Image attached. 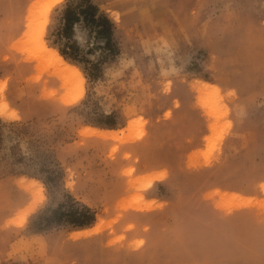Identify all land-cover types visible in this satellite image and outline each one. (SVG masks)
<instances>
[{"label": "rangeland", "instance_id": "374dc122", "mask_svg": "<svg viewBox=\"0 0 264 264\" xmlns=\"http://www.w3.org/2000/svg\"><path fill=\"white\" fill-rule=\"evenodd\" d=\"M33 1L0 0V264H264V0H93L117 52L76 24L82 81ZM66 193L95 220L33 230Z\"/></svg>", "mask_w": 264, "mask_h": 264}, {"label": "trees", "instance_id": "16d2710c", "mask_svg": "<svg viewBox=\"0 0 264 264\" xmlns=\"http://www.w3.org/2000/svg\"><path fill=\"white\" fill-rule=\"evenodd\" d=\"M56 10L58 12L57 23L50 33L51 44L63 58L71 61L84 60L79 46L73 39L76 24L92 26L94 36L101 40L102 45L100 48L104 52L97 61H101V59L117 52L116 46L112 43L114 24L100 11L93 0H64ZM97 61H89L90 70L98 69ZM110 117L107 116L106 118L110 119ZM103 124L112 127L115 121H107ZM55 174H58V172H55ZM55 174H52V172L46 174L49 183L54 184ZM94 220L95 212L93 209L76 200L71 194L66 193L64 199L55 207H47L35 213L30 220V226L35 231H42L52 224L58 225L60 223L73 227H85Z\"/></svg>", "mask_w": 264, "mask_h": 264}, {"label": "bare ground", "instance_id": "6f19581e", "mask_svg": "<svg viewBox=\"0 0 264 264\" xmlns=\"http://www.w3.org/2000/svg\"><path fill=\"white\" fill-rule=\"evenodd\" d=\"M61 0H34L33 2H31L28 7H27V20H28V23L26 22L27 24V27H30L32 25V21H33V18L35 17V15L37 14L36 13V9L40 6L42 8V12H39L41 13L40 14V17H41V21L39 22V32H40V38H39V47L41 49L42 52H44L46 55H48L49 57L53 58L54 61L53 62H56L59 70L58 71H61L63 73H69L71 75L72 78H74V80H79V81H82V76H81V73L80 71L74 67V66H71L69 65L68 63H66L64 61V59L62 58V56L55 50V49H52V48H47L46 45H45V42L42 38V32L44 30V27H45V24L47 22V18H48V12L49 10L58 2H60ZM115 15V13L113 14ZM114 19V16L112 17ZM118 20V19H117ZM32 29V28H30ZM28 30V29H27ZM26 31V30H25ZM29 31V30H28ZM33 31H36V30H33L32 29V33ZM37 32V31H36ZM27 33V32H26ZM30 34V33H29ZM31 35V34H30ZM34 35V33H33ZM32 35V36H33ZM27 37V36H26ZM25 37V38H26ZM39 50V49H38ZM56 70V69H55ZM57 71V72H58ZM59 75V74H58ZM64 77V76H63ZM70 79V78H69ZM200 82V81H199ZM77 83V82H76ZM203 86H208L209 84L206 83V82H203L202 84ZM203 86H201L203 88ZM65 88V87H64ZM67 88V87H66ZM198 88V87H197ZM202 93V92H201ZM83 94V90L82 88H80V90L73 94L72 97H68L69 98V102H73V101H76L78 100ZM203 94V93H202ZM201 94V95H202ZM70 95V94H69ZM4 107H0V114L4 112L3 110ZM6 116V115H5ZM9 117V116H8ZM11 118H14L15 115L13 113H11L10 115ZM9 117V118H10ZM10 118V119H11ZM91 131V130H90ZM87 130L86 133L90 132ZM113 130H109V133L110 134H113L112 133ZM154 176L151 177L148 181H147V184H150L152 182V180H160L164 177V172L161 171V172H158L156 174H153ZM31 182V181H30ZM31 184H34V186L38 183L36 182H31ZM30 185V184H29ZM41 185V184H39ZM28 186V183L27 185ZM25 186V187H26ZM148 186V185H147ZM29 188V187H28ZM262 188L264 190V184H262ZM235 197H238L237 199V207H241V206H246L248 205L249 203V198H246V197H241V196H235ZM37 199V198H36ZM35 199V200H36ZM33 202V201H32ZM31 203V202H30ZM34 204H35V201L32 203V205L28 206L25 210H23L21 213H19V216L18 218L16 219V222L18 224H21L24 220H25V217L28 213H30L33 208H34ZM144 208L143 209H149L151 208L150 204H145L143 205ZM142 206V207H143ZM141 209V208H140ZM97 225H95L92 229H82V230H78V231H75L74 232V235H80V234H87L89 232H92V231H96L97 230Z\"/></svg>", "mask_w": 264, "mask_h": 264}]
</instances>
